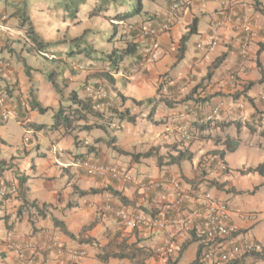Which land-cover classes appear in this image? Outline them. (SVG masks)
<instances>
[{
  "label": "crops",
  "instance_id": "crops-1",
  "mask_svg": "<svg viewBox=\"0 0 264 264\" xmlns=\"http://www.w3.org/2000/svg\"><path fill=\"white\" fill-rule=\"evenodd\" d=\"M167 2V6L160 7L157 11L153 10V13L148 14L152 18L149 22L150 24L163 25L169 23L172 25L170 33L162 34L159 38L163 51L162 58L155 63H143L141 65L140 57L146 42L140 50V55L138 54L125 60L123 70L115 74L114 84L105 79H94L91 77L87 79V82L93 81L94 84L101 83L108 86V91L114 104L111 109L118 111L121 110V106L130 107L127 105L128 99L145 102L150 98L164 96H159V92H165V94H173L166 97L177 101L171 108L173 112L169 113L170 115L175 113L177 118L185 114V117L181 120L185 119L186 121L189 119L194 120L191 115H197V123H202V120L212 113V108L215 109L222 103L219 108L221 118H217L216 115L209 123L210 128L213 123H216L215 126L223 131L225 130L226 137H228L230 135L227 132L234 126L239 131L238 148L243 143L239 135L246 137V134L248 138L246 139L247 142L244 143L247 146H262L264 141H261L260 138L264 136V128L257 131L256 127L264 123L254 120L255 125L253 120H251L248 127L250 128L253 125V130L251 128L249 130H241L245 127L242 125L241 113L244 112L247 116L248 111L242 102L243 98L233 99L232 95L233 91H235L234 88H237L236 91L239 88V84H237L238 77L253 78L241 75L245 68H258L257 61L259 58L264 67V0H186L188 4L186 10L174 18L168 16L171 1L167 0ZM229 3H232L233 7H230ZM15 5H18L16 1L0 0V17L6 15L5 11L10 7L15 8ZM21 7L17 6V8ZM19 12L17 11V13L8 18V21L4 22L6 29L0 28V60L11 63L10 67L0 66V95L9 103L18 107L19 116L17 117V123L24 128L25 136L34 134L35 139L32 137L28 138L27 143L32 142L31 145L24 144L23 141L18 143L16 137L14 139L12 137L13 132L10 124L6 123L0 126V159L6 160L7 164L11 166L0 175V184L5 183L6 187L16 186L19 191V177L31 176L32 178L27 180L24 187L29 189L28 192H34V188L39 186L37 182L39 181V175L45 173L46 178H56L59 175L67 174L69 187L56 189V186H53L49 190L40 191L44 199L39 204H46L44 211L47 216L40 214V209L36 208V210L30 209L29 213L26 214V207H23V197L20 196L19 192L13 195L10 194L9 199L0 201L5 209L4 215L0 217V264H15V252L9 250L5 244L6 237L9 234L23 243L40 245L54 239L67 247H78L87 251L84 257L78 260H70L68 257L59 256L56 251L40 249L34 264H139L137 262L142 264H194L202 243V219H197L190 228L180 231L173 227L157 230L131 229L125 227L108 210V207L124 206L127 208H140L141 211L150 215L163 214L168 216L167 206L172 199L169 196L172 191L169 181L177 177L181 180L183 190L189 195L184 201L183 210L180 213L203 206L200 194L204 191H209L214 196L230 202L233 210L230 223L236 227L234 240L237 243L264 244V175L262 177L258 175L256 178L253 177V174L257 172L242 173L241 169L248 168L246 164L242 167L230 164L229 168L233 167L238 171L236 173L231 171L227 175L218 173V171L217 173L198 171L197 161L199 156L194 145L190 148L188 147L193 153V158L191 160H183L179 164L180 172L173 168L175 164H167L166 158L162 162L156 161L154 154H150L148 158L141 157L132 160L123 157L124 155H120V153L116 154V150L113 149V145H117L128 152H132L133 146L129 145L132 138L126 133L125 129L121 130L122 132L119 135L116 134V143L114 142L112 146L106 143V145L101 144V141L96 144V152L89 154L82 152L81 156L78 150L76 152L72 151L69 144L71 145L72 141L78 146L92 143L86 136L81 135L82 131L66 134L64 130L36 131L28 128V123L41 122L44 118L37 110L31 108L30 101L33 98L44 107L56 109L62 103V96L46 77L49 73L48 71L50 69L53 71L56 65L44 57V61L40 62L41 57L39 58V55L37 56L39 59H36L35 56L30 58V55H34L35 51L29 52L25 47L17 50L13 45L8 46V39L4 36L14 33L15 29L10 24H15L14 20L16 19L19 20L17 17ZM21 12L23 13V11ZM228 16L233 18L232 23L216 27L217 21L223 20ZM242 22L251 25V33L242 31L237 27ZM25 28L20 26V32L22 29L26 32ZM192 28L195 31L194 33H201L200 39L191 40L189 33ZM214 29L217 30L216 38L218 43L215 46H210L214 37ZM186 34H189V36L185 41V50L181 57V59H184L181 60L177 58V49L180 48L182 38ZM245 38L249 40V55L244 65L241 66L239 48ZM198 44H202V48L198 47ZM11 48L14 49L12 50ZM59 48L61 47L50 49H54V51L66 50V47H64V50ZM38 54L41 53L39 52ZM221 55L225 57L222 64L218 67H212V64ZM139 65V70L132 73V69ZM210 71L212 74L208 77ZM231 74H235L234 79L230 77ZM63 78H66L65 73L58 76V78L56 76L57 80ZM242 78L241 80H243ZM174 88L177 90L176 93L171 92ZM252 89L253 86L246 90L250 91ZM65 90L63 89V93H65ZM255 90L258 91H255L256 93L252 96L264 105V83L261 84L260 88L255 87ZM118 93L124 95L126 99H122ZM79 94L82 96L86 95L85 89L82 88ZM249 94H252V92ZM205 96L206 99H201ZM63 97L67 99L68 93L63 94ZM22 101L26 102L25 106L21 104ZM210 101L215 103L212 108L207 107V103ZM239 101L241 102L238 104ZM241 104L244 106L243 108L240 107ZM159 107L158 109L163 115L168 114L166 113V108ZM193 110L195 111L193 112ZM179 113L182 114L180 115ZM107 115H110V112H107ZM51 117L52 115L50 114L44 123L50 124L52 121ZM228 122L231 123L227 125L226 123ZM238 122L241 123L240 129H238ZM220 123H223V126ZM148 124L150 123L148 122ZM170 128L158 138L156 141L158 144H160V141L162 143L168 142V136L177 134L176 126H171ZM209 130L199 132V135L195 137V141L199 139V136L200 138L206 136L204 134ZM75 135L78 136L76 140L74 139ZM207 136L208 140H211L210 136ZM44 137H50L54 158H49V155L43 150ZM230 137L233 138L234 136ZM95 138L103 139L104 137L99 134ZM141 138L145 142L144 147L146 143L150 142L148 143L149 146L148 144L146 145L147 149L156 144L154 142L156 138L153 137L149 126L147 132H144ZM220 139L218 143H222L224 140ZM257 139L260 141L258 142ZM11 141L18 143L16 146H12L13 151L7 149ZM77 141H80V143H77ZM195 141L193 142L194 144L197 142ZM182 146L183 144H179L176 148L183 149ZM218 147L217 145L216 148L220 149ZM34 148L37 149V158L31 166L33 170L29 174H21V166L23 168L29 167L28 160H30ZM175 152L177 153V151ZM111 158L117 160L116 166L120 167L118 169H128L129 172L123 170L128 173L127 179H113L107 175L104 177L90 176L82 167L77 165L79 159H95L99 162H106V160L109 161ZM227 159L229 157L225 155L223 161L227 162ZM262 163L264 164V160H261L258 165ZM249 167H256V165ZM74 173H76L75 177L77 176L80 180V185H78L82 190L111 187L117 192H99L90 198L86 195L76 199L75 196L76 203H73L69 196L74 193L72 188ZM142 178H145L143 182L140 180ZM148 178L154 181H163L165 184L152 191H145L142 184L150 181ZM210 180L218 181V183L223 184V187L220 188L218 185L211 184ZM42 185L41 183V187ZM229 189H233L235 192L229 191ZM246 192H250L252 195L247 196ZM25 197H28L27 193ZM29 199L32 200V197H29ZM33 199H35L37 205L38 199ZM53 218L63 221L65 228L56 224L54 226L52 224ZM65 229L73 236L67 234ZM133 245L143 249L138 251L135 260L127 257H111L105 261L98 257L103 247L113 248L116 251L127 247L125 251H128ZM169 245L174 248L173 253L170 255L164 252V249ZM241 264H264V260L256 261L248 256Z\"/></svg>",
  "mask_w": 264,
  "mask_h": 264
},
{
  "label": "rangeland",
  "instance_id": "rangeland-1",
  "mask_svg": "<svg viewBox=\"0 0 264 264\" xmlns=\"http://www.w3.org/2000/svg\"><path fill=\"white\" fill-rule=\"evenodd\" d=\"M12 1H16L17 4L19 6H22L21 8H17L18 5H15L16 7H10L8 10L5 11V14L7 15V20L8 21L12 15H14L15 13H17V11H23L24 14L30 19L31 23L33 24V28L38 32V34L40 35L41 39L44 42H54L57 40H62L65 38H70L73 36H78L81 35L85 30L87 31V35L86 38L93 43V45L98 48L99 50L102 51H106L109 52L111 51V49L113 47H120L123 46V40H120L121 38H131L133 37V33L137 34V32L139 33V26L143 25V24H149V22L152 20L151 15H148L150 13H153V10H156L160 7H165L167 6L168 2L167 0H151V1H146V9H147V13L140 15V16H136L134 18L128 19L127 21L124 22H119V33L115 38V41L111 44L106 42V35L107 33H110L112 31V25L113 23H118V22H113L110 18L111 13H113V11H109L106 13L101 14L100 16H96V17H89V12L91 10L94 9L95 5H97V1L96 0H88L87 4L83 6V10L82 12L79 14L78 19L72 20L70 17H68L64 11L60 10V9H55V0H12ZM230 1V0H229ZM230 7H233L232 3H229ZM188 4L186 2V0H183V6L182 8L177 12L176 15L173 16L176 17L177 15L179 16L180 13L184 10H186ZM149 9V10H148ZM121 10V9H120ZM170 10V8H169ZM168 10V11H169ZM15 24H10V26L12 28L15 29L14 33L11 34H6V36H4L5 38L8 39V46H14L17 50H19L22 47H25L28 49V47L31 44V41L28 40L27 36H26V32L24 29L19 30L20 27V21L19 20H14ZM26 27V26H25ZM8 35V36H7ZM201 37V33H191L190 34V38L191 40H198ZM136 40L141 42V49L144 47V43L145 41H143V39H141L140 37L135 38ZM12 50L14 48H11ZM59 49H65L64 47H61ZM16 51V50H15ZM54 51V49H49L47 52H44L46 54H38L39 52L35 51L34 55H30V58H33V56L36 57V59H40V62H43L44 58L50 60L52 62V64L55 65V63L52 61H59L61 58H65V54L62 55H57L54 56L51 54ZM43 54V55H42ZM39 55V58L37 57ZM180 55V48L177 49V58H179ZM19 58V57H16ZM162 58V57H161ZM160 58V59H161ZM159 59V60H160ZM181 59V58H179ZM184 58H182L181 60H183ZM260 59V58H259ZM158 60V61H159ZM253 61V60H252ZM68 63H69V68L65 71V75H66V79H68V81L70 82V84L66 87H64L63 89L65 90V93H69V91L71 89H75L77 88L79 91L86 87H97L100 83H96L94 84L93 81L92 82H87L88 78H101V73L104 69H106V63H104V61L101 60H90L87 59L85 57H77V58H70L68 59ZM262 64V63H261ZM139 66H137L136 68H138L137 70H139ZM212 67H214V64H212ZM258 67V66H257ZM135 68V67H134ZM133 68V69H134ZM258 68H245V70L242 71L241 75H246V77H253L252 79L250 78H241L243 80H241V78H237V84H239V88L236 91L237 88H234L233 91V99H239V98H243L242 102L245 104L246 109L248 111L247 116L243 113H241V120H242V125H244L245 127L242 128L241 130H249L250 128L248 127L251 123V120L255 118H258L257 115L258 113L263 112L264 113V105L256 98H254L252 95H254L258 90H255V87L260 88L261 84L264 83V72H260V70H257ZM136 70V71H137ZM136 71H132L136 72ZM49 73L52 72V69H50L48 71ZM48 73V74H49ZM48 77V75L46 76ZM59 80V79H58ZM62 80V79H61ZM59 85H63L64 83L61 81ZM246 80V81H245ZM245 81V82H244ZM49 82H51L49 80ZM239 82V83H238ZM254 83L253 84V89L250 91L246 90V87L249 83ZM236 83V82H235ZM108 89V86H107ZM176 88L172 89L171 92L176 93L177 90H175ZM87 88H85V93L87 95ZM160 91V90H158ZM202 92V91H201ZM250 92H252V94H249ZM160 95H164V96H170L173 95L170 93L165 94V92H159ZM158 93V94H159ZM167 93V92H166ZM207 95V94H206ZM183 97V96H182ZM181 98V96H180ZM201 99H206V96L201 98ZM255 99V101H254ZM119 100L121 102L122 99L119 98ZM128 104L130 107H122L121 106V110L120 111H124V110H129V114L130 115H135L136 116V120L134 122H129L127 120H124L123 122H121V124L119 122H116L117 124H113V125H108L107 130H104L102 128H94L90 131H82L83 133L81 134L82 136H86L90 142L93 143V141L95 140V136L97 135H102L104 138L103 139H112L117 135H119L123 130H126V133L130 135V137L132 139H130L129 145L132 147L133 146V150L132 152H130L131 154L124 155L123 157L132 159V160H136L138 157H136V154L139 153H147L150 152L151 154L155 155V160L156 161H162L164 160V158H166L167 160L169 159V155H175V151H177L176 146H178L179 144H183L182 148L186 149V148H190L191 146L194 145V147L196 148V152L199 156V160L197 161L198 164V171H202L204 173H207L209 171L212 172H216L218 171V173H223L225 175H227L229 172H234L236 173L238 170L230 167L228 169H221L220 166H218L219 162L223 161V156H222V152L227 150V146L222 142V143H218V137L222 138V139H226V131L222 130L221 128L215 126L216 123H213L211 125V128L208 132H206L204 135V137L199 136V139H197L195 141V139L193 141H186L182 139L181 134L179 133V131L177 132V134H173L172 136H168L166 143H162L160 141V144H158L156 141L158 140V138H160L164 133L167 132L168 128L171 129L170 127H174L176 126L177 128L183 125L188 126V124L190 126H192L193 122H197L198 121V117L197 115H191L192 119L189 120H181L183 117H185V114L179 113L180 115L182 114V116L179 117H175L177 116V114H169L172 113V107H169L168 104L166 103H161L159 108H166V115H163L160 111V109H158V112L156 113V115L154 116L155 118H158L160 121V123L155 124L152 122V120L150 119L151 117L149 116L150 110H151V103L149 101H145L144 103H136L134 101V99H128ZM62 103L66 102V99L64 97H62L61 99ZM241 101L238 102V104ZM214 102L210 101L207 103V107L212 108L214 106ZM244 107V106H243ZM58 108V107H57ZM56 108V109H57ZM53 107H50V109L46 112H39L38 113L43 116V121L41 122H46V119L49 118V115H52V121H53V111L56 110ZM168 109V111H167ZM170 110V111H169ZM186 110V109H185ZM184 110V111H185ZM213 110V108H212ZM183 111V112H184ZM195 110H193L194 112ZM252 115V116H250ZM221 111L218 112L217 114V118H221ZM252 118V119H251ZM51 121V122H52ZM148 122L150 124H148ZM186 122H188V124H186ZM6 123L10 124L12 127V137L14 139V137H16V141L19 143L20 141H23L24 144H28L31 145L32 142L27 143L28 138L32 137L33 139H35L34 134H29V136H25V130L24 128L17 123V118L16 117H11L7 122L0 124L1 125H5ZM129 123V124H128ZM154 124V125H153ZM258 124V123H257ZM126 125V126H125ZM256 125V124H255ZM125 126V127H124ZM148 126L151 128L153 137H155V145L151 146L150 148L147 149L146 145L148 143H146L145 147L144 144L145 142H143L144 140H142L141 137H143L144 132H147ZM258 126V125H257ZM264 128V124L259 125L258 127H256L257 131H260L261 129ZM48 130V129H45ZM42 131V130H41ZM170 131V130H169ZM177 131V130H176ZM228 131V130H227ZM223 133V134H222ZM193 134L199 135V131L195 130L193 131ZM227 134H229L230 136H234L236 138L233 137V139L239 140L238 134L239 131L237 130V128L234 126L227 132ZM43 135V134H41ZM209 135L211 138V140H208V136ZM221 135V136H219ZM241 141L243 142L240 147L238 148L237 151L235 152H227L225 155L227 157H229V159H227V162H225L227 164V166H229L230 164L232 166H236L239 165L240 167H242L243 165L246 164V166H257L259 164V162L261 160H264V142L262 146H252V145H246L247 142L246 139L248 138L247 134L246 137H243V135H239ZM27 137V140L26 138ZM129 139V137H127ZM75 139V138H74ZM134 139V140H133ZM76 140V139H75ZM258 142L264 141V136H262L259 139H257ZM196 142L195 144L193 142ZM18 143L11 141V143L7 146V149L12 150V146H16ZM77 143H80V141H77ZM114 143V142H113ZM116 143V141H115ZM127 143V142H126ZM153 143V142H152ZM101 144H105V141L103 140L101 142ZM22 145V144H21ZM43 150L46 154L49 155V158H54V153H53V148H52V143L50 142V137L45 138L44 137V142L42 144ZM219 146L217 149L216 146ZM69 146L71 147L72 151L76 152L78 150V153H82V152H87V145H76L75 142H71V145L69 144ZM149 146V144H148ZM225 146V148H224ZM135 148V149H134ZM137 148V149H136ZM36 152L37 149H33L32 151V155L30 156V160H28L29 162V167L23 168L21 165V169L20 172L21 174H29L33 168L31 167L33 162H35V159L37 158L36 156ZM116 154H118V151H115ZM121 155V154H120ZM144 157V158H148L145 156H140L139 158ZM138 158V159H139ZM95 160V159H92ZM26 161V160H25ZM96 161V160H95ZM104 162V161H101ZM117 160L116 159H109V161L106 160V164L116 167V168H120L117 165ZM174 165V164H173ZM173 168H176L178 172H180V165L179 164H175ZM127 172L128 169H123ZM86 171V170H84ZM241 171V170H240ZM27 172V173H26ZM87 172V171H86ZM88 173V172H87ZM254 173L253 177H258V175H260L261 177L263 176V174L261 173ZM75 174H73V186L72 188L74 189V193L72 195L69 196V199L73 202L76 203V199H79L80 197H84V196H88L89 198L94 196L95 194L98 193H89L86 195H81L78 191V189H80L79 185H80V180L78 179V177H75ZM88 175L90 176H96V177H100V175H94L91 173H88ZM89 176V177H90ZM104 177V176H102ZM32 177L30 176L29 180ZM39 181L38 184L39 186L34 188V192L29 191V189L26 188V193L28 194V197H24L23 198V207H26L25 213L28 214L30 209H40V210H44V204H39L42 203V199L43 196L41 194L40 191H45V190H49L51 189L53 186H56V189H61V188H68L69 185L67 184L68 181V175H59L56 178H46V174L42 173L41 175H39ZM145 178H142L140 180H142L141 182L144 181ZM174 179H178L180 180L178 177L174 178ZM148 180L152 181L150 178H148ZM181 182V180H180ZM41 183L43 184L41 187ZM79 184V185H78ZM45 188V189H44ZM55 188V187H54ZM82 190V189H80ZM247 196H251L252 193L250 192H246ZM76 196V197H75ZM29 197H32V200L29 199ZM75 197V198H74ZM33 198H37L38 200V204L34 205L33 203L36 204L35 199ZM230 203V202H229ZM198 208V207H197ZM35 209V210H36ZM135 210H140V208H133ZM3 215L5 213V209L3 206ZM52 224L55 226V223L52 221ZM91 226V225H90Z\"/></svg>",
  "mask_w": 264,
  "mask_h": 264
},
{
  "label": "trees",
  "instance_id": "trees-1",
  "mask_svg": "<svg viewBox=\"0 0 264 264\" xmlns=\"http://www.w3.org/2000/svg\"><path fill=\"white\" fill-rule=\"evenodd\" d=\"M98 3L95 5L94 9L89 12V17H96L100 16L103 13L113 11L111 13L110 18L113 22L112 25V31L110 33H107L106 35V42L113 43L115 41L116 36L119 33V22L127 21L128 19L134 18L136 16H140L147 13L146 9V1L151 0H96ZM172 2V0H170ZM88 0H55V9H60L65 12V14L70 17L72 20L78 19L79 14L83 10V6L86 5ZM121 9V10H120ZM17 17L20 20V26L25 27L26 26V36L28 40L31 41V44L28 47L29 52H47L50 48L54 47H66L65 51L62 50H55L51 54L54 56L65 54V58H61L58 62L53 60L56 67L53 69L51 73L48 74V80L51 81L53 86L55 87L56 91L63 97V88L68 86L70 82L68 79L63 78L61 81L64 83L63 85H59L60 79L57 80L56 76L62 75L65 73V71L69 68L68 59L70 58H77V57H85L90 60H101L106 63V69H104L101 73L102 79H105L106 81L114 84L115 83V74L119 73L123 70V64L125 60L129 57L140 55L141 50V42L136 40L135 38L139 37V33L137 34L133 33V37L131 38H121L120 40H123V46L120 47H113L111 51L104 52L102 50H99L96 48L93 43H91L87 38V31L85 30L81 35L73 36L70 38H65L62 40H57L54 42H44L38 32L33 28V24L31 23L30 19L24 14V12H19L17 14ZM194 29L192 28L190 33H193ZM184 35L182 38V44L180 46V55L179 58L182 57L183 52L185 50V41L188 39V36ZM142 59V56L140 57ZM225 57L224 55H221L216 59L214 62V67H218L222 64ZM257 66L260 72H264V67L261 64V62L257 61ZM29 70V68H27ZM212 72L210 71L208 73V77H210ZM254 83H249L246 87V89L252 88ZM87 88L86 86L84 89ZM120 96L122 99H126L124 95L121 93ZM204 100V99H203ZM136 103H143L144 101H137L134 99ZM148 101L151 103V110L149 113L150 119L153 123L158 124L162 121L159 119H155L154 115L157 112V109L161 103L168 104L169 107H173L174 104L177 102L173 98L161 96L159 98H150ZM30 106L32 109L38 110L39 112H46L50 109V107H44L42 106L36 99H32L30 101ZM107 112H110V115H107ZM258 121L261 123L262 117L264 116V113H258ZM124 120H127L129 122H134L136 120L135 115H130L129 110L124 111H118L113 110L111 108L99 110L95 107V103L93 102V98L88 95H80L79 90L72 89L68 93V98L66 99L65 103H61L60 106L53 111V121L48 124L44 122H30L27 124V127L36 131L40 130H51V131H58V130H64L66 134H71L73 132H79V131H90L94 128H102L104 130H107L108 125L117 124L116 122H123ZM212 120L206 122V123H197L193 122L192 126L188 125L187 128L191 133H193L194 129L198 130L199 132H203L206 130H209L210 128V122ZM231 122L226 123L227 125ZM223 126V123H220ZM241 123L238 122V129H240ZM255 124V123H253ZM250 128L253 130V125L250 126ZM197 135L194 134V137L190 140L193 141ZM75 139H78V136L75 135ZM210 139L212 137H209ZM105 141V143L109 146H112L113 142L116 141L115 137L112 139H102V138H95L93 143H87V154L96 152L97 149V143L101 141ZM218 141L221 140L220 137L217 139ZM221 142V141H220ZM226 146L227 150L222 152V156L224 158L225 154L227 152H234L238 146L239 141L236 139L231 138L230 136L226 137L225 140L222 141ZM84 143V141H83ZM113 149L118 151L120 154H131L130 152L118 147L117 145H113ZM150 152L147 153H139L136 154V157L140 156H150ZM79 155L82 156L81 153ZM137 158V159H138ZM193 158V153L188 149H177V153L175 155H169V159L166 161L167 164H180L183 160H191ZM86 160V159H79V161ZM161 161V160H160ZM162 162V161H161ZM106 164V163H105ZM6 160L0 159V175L3 174V172L10 168L11 166L8 165ZM242 173L247 172H259L264 175V164H260L256 167H248L247 169H241ZM20 178V186H19V194L23 198L26 194V188L24 187V184L29 180L30 176H21ZM211 184L218 185V187H223V184L218 183L216 180H210ZM79 193L81 195H86L89 193H99L104 191H111L113 193L117 192L113 190L111 187H104V188H92L90 190H80L78 189ZM229 191H234L233 189H229ZM19 196V195H18ZM10 194H7L4 196L3 200L9 199ZM3 200H0L1 202ZM36 205L35 203H33ZM2 204L0 203V206ZM46 207V204H44V208ZM40 214L43 216H47L46 212L44 210H40ZM119 220V219H118ZM53 221L56 225L65 228L63 221H60L56 218H53ZM65 232L67 234H71L67 229H65ZM122 247V246H121ZM126 248V249H125ZM203 249V244L201 243L200 250L198 251L197 259L194 261V264H241L242 261L246 257H252L256 261H263L264 260V244H260V248L253 250L246 251L243 254H241L236 259L230 260V261H221L219 258H214L210 262H204L201 260V253ZM127 247L121 248L120 251H116L113 248L103 247L101 252L98 254V257H100L102 260H109L111 257H120V258H130L131 260H135L137 257L138 251L143 250L141 248L135 247V245L131 246V249L128 251ZM139 264H142L140 262H137Z\"/></svg>",
  "mask_w": 264,
  "mask_h": 264
},
{
  "label": "built area",
  "instance_id": "built-area-1",
  "mask_svg": "<svg viewBox=\"0 0 264 264\" xmlns=\"http://www.w3.org/2000/svg\"><path fill=\"white\" fill-rule=\"evenodd\" d=\"M183 0H172L168 16L172 18L182 8ZM7 16L0 17V28L6 29L5 21ZM233 18L228 16L223 20H219L216 23V27H221L226 23H232ZM240 30L247 33H251V25L246 22L239 23L237 26ZM172 29V25L165 23L163 25L158 24H143L139 26V37L146 43L142 52L141 65L143 63H155L163 54L162 48L159 43V38L162 34H169ZM214 37L211 40L210 46H215L218 43L216 38L217 30L214 29ZM198 47L202 48V44H198ZM43 54H46L43 52ZM239 54L241 57L240 65L243 66L249 55V40L245 38L239 48ZM0 66L10 67L9 61L0 60ZM137 68L132 69L136 71ZM232 79L235 78V74H231ZM87 95L93 98L95 107L99 110L109 109L114 106L110 93L105 84H99L97 87H87ZM26 105L25 101L21 103ZM213 109L212 113L207 115L202 123H206L213 120L218 114L219 108ZM243 108V105H240ZM19 110L16 105L9 103L5 98L0 95V124L7 122L11 117H18ZM264 122V116L262 117ZM182 136L183 140L190 141L194 134L189 131L186 125L177 128ZM27 140V138H26ZM77 165L82 167L88 173L100 176H109L113 179H127L128 173L110 166L108 164L95 161L92 159H86L78 161ZM221 169H227L224 163L219 165ZM165 183L163 181H147L142 184L145 191H152L155 188L162 187ZM169 184L172 186V191L169 196L172 199L169 201L167 209L168 216L163 214L150 215L143 211L135 210L133 208H127L124 206L108 207V210L119 219V221L127 228L131 229H148L157 230L164 229L166 227H173L177 230H183L190 228L197 219L203 220V226L201 229V238L203 249L201 253V260L204 262H210L214 258H219L221 261H230L236 259L246 251L259 249L260 245L246 242L239 244L234 240V234L236 227L230 223L232 207L231 204L224 199H220L214 196L209 191H204L200 194V198L203 200V206L192 210L180 213L184 201L189 197L188 193L183 190L182 184L178 179H171ZM17 187H6L4 184H0V199L3 200L7 194H16ZM3 205L0 206V217L3 215ZM173 212V214L171 213ZM1 230V227H0ZM6 247L15 252L16 260L15 264H34L38 256L40 249L53 250L61 257H68L70 260H78L87 254V251L78 247H67L56 240H48L47 242L39 244L23 243L11 234L6 237ZM174 251L173 246L169 245L164 252L168 255Z\"/></svg>",
  "mask_w": 264,
  "mask_h": 264
},
{
  "label": "clouds",
  "instance_id": "clouds-1",
  "mask_svg": "<svg viewBox=\"0 0 264 264\" xmlns=\"http://www.w3.org/2000/svg\"><path fill=\"white\" fill-rule=\"evenodd\" d=\"M254 120L257 122V121H258V118H255V117H254V119H253V123H255ZM261 123H264V122L261 121ZM220 163H224V164L227 166V164H226L224 161L219 162V163H218V166L220 165ZM228 168H229V167L227 166V169H228ZM2 184H3V183H2ZM4 185H5V183H4ZM17 192H18V190H17ZM235 232H236V231H235Z\"/></svg>",
  "mask_w": 264,
  "mask_h": 264
}]
</instances>
